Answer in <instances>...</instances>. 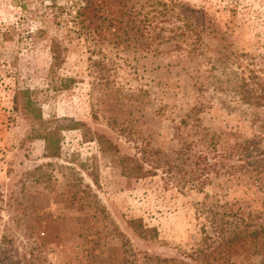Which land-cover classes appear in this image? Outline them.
<instances>
[{
  "label": "rangeland",
  "instance_id": "obj_1",
  "mask_svg": "<svg viewBox=\"0 0 264 264\" xmlns=\"http://www.w3.org/2000/svg\"><path fill=\"white\" fill-rule=\"evenodd\" d=\"M156 1L183 7L175 13L201 33L195 55L172 41L143 50L126 27L120 39L98 42L84 29L78 36L72 21L54 22L48 0H0V264H91L92 240L95 264H193L184 252L207 224L200 203L252 207L237 188L227 193L213 181L200 190L182 184L183 172L162 169L179 148L177 134L193 126L242 138L258 131L251 122L264 107L241 103L229 79L247 69L264 79V0ZM143 2L131 3L138 10ZM175 15L163 26H180ZM52 40L61 54L53 69ZM194 107L197 117L187 118ZM48 130L54 156L42 138ZM98 134L120 157L141 159L146 148L159 169L128 177Z\"/></svg>",
  "mask_w": 264,
  "mask_h": 264
},
{
  "label": "trees",
  "instance_id": "obj_2",
  "mask_svg": "<svg viewBox=\"0 0 264 264\" xmlns=\"http://www.w3.org/2000/svg\"><path fill=\"white\" fill-rule=\"evenodd\" d=\"M48 1L52 10V20L57 23L63 20L72 21L73 25L81 28L77 30L79 32H76L78 36L83 34L80 31L84 29L87 31V37H91L92 40L97 37L98 42H103L105 37L120 39L117 32L127 34L124 31L126 27L139 35L138 39L134 40L140 42L139 46L146 51L166 43L164 41L174 42L173 49L185 51L186 56L192 57L199 50L197 44L201 40V33L185 17L175 13V8H183L179 3H171V9H168L169 6L164 2L144 0L143 5L136 10L131 3L132 0H66L64 6H58L57 0ZM168 14H176V19L182 24L171 28L164 27L163 24L168 22L166 19ZM88 23L94 24V28L89 29L86 25ZM155 31L157 34L153 36L152 33ZM164 32H169V37L165 36ZM42 33L43 31L39 30L35 36L30 37H38ZM50 53L53 69L59 65L61 58L59 43L55 40L51 41ZM247 70V76L245 73H239L229 79L233 94L241 103L255 109H262L264 107V79L258 77L253 70ZM29 107L31 105L27 102L21 108L22 111L27 112L30 110ZM198 111L200 107H194L187 118L191 115L196 118ZM263 114L254 115L251 127L256 125L258 131L255 133L252 129L253 132L249 138H242L234 133L209 132L207 128L199 125L193 126L184 136L178 133L176 140L179 139V148L173 152L174 156L170 157L171 160L163 163L164 174H171L173 170H176L179 173L183 172L181 178L187 176V180L182 184L189 183L202 190L205 185L214 181L220 190L228 193L237 188L243 197L251 198L252 207L247 204L238 206L236 210H233L232 206H228L227 203L220 206L222 211H219V206L213 202L203 201L199 204L200 212L207 214L205 217L207 224L200 225L196 236L192 238L189 251L184 252V257L194 262L193 264H233L234 259L246 256L259 257V264H264ZM198 122L199 120L196 119L197 124ZM181 124L185 127L186 121L182 120ZM54 134L52 130H48L42 135L46 142L47 153L51 156L55 154ZM96 139L102 152H110L114 162L122 165L128 177L153 176L159 169L160 159L152 158L146 148L140 149L142 157L136 160L131 157L118 156L117 147L103 136L98 134ZM154 153L157 154V151L152 152ZM145 164L149 167L146 168ZM182 165L186 170H182ZM172 178L168 176V179ZM143 232H146V229L140 227V233ZM97 244V241L92 240L90 245L93 247L89 257L91 264L96 263L93 259H96L99 251Z\"/></svg>",
  "mask_w": 264,
  "mask_h": 264
}]
</instances>
